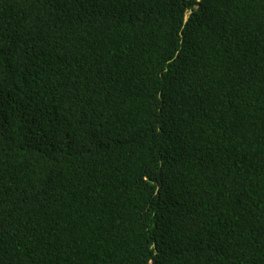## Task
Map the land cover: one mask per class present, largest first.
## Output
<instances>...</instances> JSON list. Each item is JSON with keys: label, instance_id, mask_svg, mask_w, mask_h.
Masks as SVG:
<instances>
[{"label": "trees", "instance_id": "trees-1", "mask_svg": "<svg viewBox=\"0 0 264 264\" xmlns=\"http://www.w3.org/2000/svg\"><path fill=\"white\" fill-rule=\"evenodd\" d=\"M0 264H264V0H0Z\"/></svg>", "mask_w": 264, "mask_h": 264}, {"label": "water", "instance_id": "water-1", "mask_svg": "<svg viewBox=\"0 0 264 264\" xmlns=\"http://www.w3.org/2000/svg\"><path fill=\"white\" fill-rule=\"evenodd\" d=\"M185 18H187V16H185Z\"/></svg>", "mask_w": 264, "mask_h": 264}]
</instances>
